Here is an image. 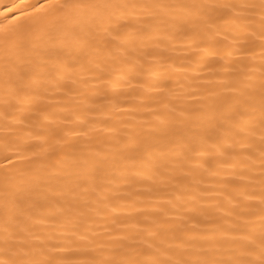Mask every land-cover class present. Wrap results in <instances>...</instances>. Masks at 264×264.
Listing matches in <instances>:
<instances>
[{"label": "snow or ice", "instance_id": "1", "mask_svg": "<svg viewBox=\"0 0 264 264\" xmlns=\"http://www.w3.org/2000/svg\"><path fill=\"white\" fill-rule=\"evenodd\" d=\"M0 264H264V0L0 6Z\"/></svg>", "mask_w": 264, "mask_h": 264}, {"label": "bare ground", "instance_id": "2", "mask_svg": "<svg viewBox=\"0 0 264 264\" xmlns=\"http://www.w3.org/2000/svg\"><path fill=\"white\" fill-rule=\"evenodd\" d=\"M9 0H0V6L8 4Z\"/></svg>", "mask_w": 264, "mask_h": 264}]
</instances>
